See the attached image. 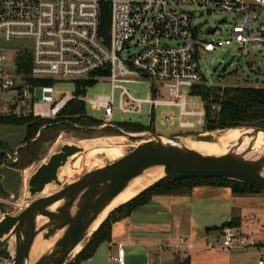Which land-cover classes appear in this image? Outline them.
Masks as SVG:
<instances>
[{
	"label": "built area",
	"instance_id": "2783aa9c",
	"mask_svg": "<svg viewBox=\"0 0 264 264\" xmlns=\"http://www.w3.org/2000/svg\"><path fill=\"white\" fill-rule=\"evenodd\" d=\"M105 5L110 9L106 33L102 29ZM213 14L221 16L215 26L199 23V18ZM209 29L215 31L207 33ZM0 39L29 42L22 50L16 48L11 59L0 52V90L16 94L19 115L21 108L31 107L37 89L32 90L18 73L19 58L27 53L33 80L73 82L81 92L103 79L111 84L110 95L89 100L56 97L50 118L78 100L103 111L96 118L102 121L100 129L121 130L119 126L126 122L113 119L114 93L120 90L122 113L141 115L146 103L152 125L156 110L167 108L162 120L178 124L180 132L175 135H202L208 130L209 115L213 119L221 108L212 96L207 97L219 84L204 73L202 59L223 47L264 48V0H0ZM140 80L150 84L146 99L135 98L124 86ZM150 123L146 127L151 129ZM8 158L16 163L18 151ZM215 245L225 250L255 249L264 245V234H244L227 226ZM110 262L126 264L122 244ZM259 264H264V258Z\"/></svg>",
	"mask_w": 264,
	"mask_h": 264
},
{
	"label": "water",
	"instance_id": "95a60500",
	"mask_svg": "<svg viewBox=\"0 0 264 264\" xmlns=\"http://www.w3.org/2000/svg\"><path fill=\"white\" fill-rule=\"evenodd\" d=\"M214 31L215 29H209L207 33ZM5 67L13 68L12 65ZM239 129L251 130L245 127ZM253 130L256 135L259 132L264 133V129L261 128ZM151 135L159 138L155 134ZM196 138L197 141L213 142V137L210 136ZM81 152L83 149L78 146L65 145L52 155L47 163L40 165L28 182L31 197L36 198L43 193L47 185L52 183L63 187L58 179L59 170L67 164L69 158ZM251 154L253 155V152L249 149L245 155ZM257 164L258 158L248 161L226 157H203L194 153L167 149L162 145L139 146L119 160L87 174L73 184L64 186L59 192L36 199L17 216L9 212L10 204L0 201V264H26L36 234H43L44 240H50L62 230L65 232L57 242L55 250L35 264H66L69 256L88 237L92 225L101 212L129 180L147 168L163 167L165 177L148 186L138 195L171 182L196 178L233 180L264 190V178L259 176ZM23 173L22 170L6 164L0 166L1 185L4 191L12 196V203H16L21 198ZM101 185H105L103 192L95 196ZM78 197H80L78 209L74 215H70L68 211ZM58 202L62 204L57 209V214H44L39 208L42 204ZM39 216L48 219L41 227L37 226Z\"/></svg>",
	"mask_w": 264,
	"mask_h": 264
},
{
	"label": "rangeland",
	"instance_id": "374dc122",
	"mask_svg": "<svg viewBox=\"0 0 264 264\" xmlns=\"http://www.w3.org/2000/svg\"><path fill=\"white\" fill-rule=\"evenodd\" d=\"M221 18L220 15L213 14L207 15L199 18V23L204 26H215L217 21ZM29 46V42L25 40H12L11 42H6L0 39V52L5 53L10 59L16 48L24 49ZM28 49V48H27ZM27 54V53H25ZM202 68L204 73L214 82L219 84L221 91L229 88H264V48L258 47L257 45H247L244 48L240 49L237 45L233 47H223L217 50L214 53H208L202 59ZM124 86L126 89L137 99H146L147 94L150 91V84L147 81L140 80L138 82H129L125 83ZM111 84L107 79L100 80L93 87L85 89V91L80 92L76 88L73 82H57L53 87V94H55L59 99L62 97H85L88 100L93 99L98 95H110ZM115 104H114V121L116 123L122 122H134L140 123L144 126L149 125L151 119L149 116L150 107L148 104H143L141 115H131L124 114L120 111L119 108V96L120 90H116L114 93ZM16 94L10 91L0 90V116H7L10 113L21 117L17 113V109H12L11 106L15 103ZM9 106L7 110L3 111V107ZM87 114L93 118H101L103 116V111H94L89 105L86 107ZM168 111L167 108H159L156 110V118L153 120L151 125V130L132 133L124 129L112 131L104 130L99 127H80L76 125L74 129L60 127L55 134L51 135L42 141L40 149L37 153L35 161L25 169L24 171V183L21 190V198L16 203L11 202L12 196L6 193L1 185V176H0V201L10 204L9 212L11 215H19L24 211L32 202L36 199L44 196L48 192V196H51L58 189L52 184L51 190L43 192L41 196L32 198L29 192L28 182L31 176L36 172L40 165L47 163L52 155L59 152L60 149L65 145L78 146L83 148V152L77 154V157L69 158L65 168L69 170V174L66 177H63L61 171L59 172V178L64 182V186L73 184L87 174L92 173L100 169V162H97L98 158L109 152L110 162L104 161L105 166L112 163L113 161L129 154L135 148H137L142 140L147 137L146 135L155 134L159 137H181L183 139H188L190 141L199 142V147H203L208 144L205 141H197V136L208 137L211 135H216L221 132L231 130H207L202 135L193 134V135H175L179 133L178 124L170 125L166 124L162 120V112ZM175 114H179L178 109L171 108ZM24 117H31L34 120H54L53 118H42L35 117L34 115H24ZM46 126L41 127L35 139L39 138L42 130ZM245 128L256 129L257 127L245 126ZM239 129V128H235ZM140 136L130 137L132 135ZM129 135V136H128ZM150 137V136H148ZM143 138V139H142ZM26 126H16L0 123V150L3 152L14 153L18 151V160L20 158L19 148L26 146ZM81 144V145H80ZM18 147V148H17ZM177 148H181L179 144H176ZM76 156V155H75ZM102 159V158H101ZM9 159L0 160V166L3 164L9 165L12 164ZM264 159L262 156L258 157L257 169L259 172L263 169ZM59 189L63 187H59ZM23 208V209H22ZM3 218V217H1ZM115 224V223H114ZM113 224V225H114ZM102 225V224H101ZM95 233V232H94ZM93 233V234H94ZM92 234V235H93ZM87 237L81 244V249L77 253H72L66 264H72L76 256L82 251L85 245L89 242L90 238ZM14 242V239L13 241Z\"/></svg>",
	"mask_w": 264,
	"mask_h": 264
},
{
	"label": "crops",
	"instance_id": "0c3cea01",
	"mask_svg": "<svg viewBox=\"0 0 264 264\" xmlns=\"http://www.w3.org/2000/svg\"><path fill=\"white\" fill-rule=\"evenodd\" d=\"M32 93L31 107L21 108V116L50 118L57 97L53 88H37ZM0 151L9 159V152ZM235 218L240 219V225L233 228L239 232L264 234V192L237 195L226 186H197L187 195H155L115 223L111 241L101 244L82 264H112L110 256L120 244L126 264H180L186 259L190 264H259L264 245L248 250L215 245L223 230L217 228Z\"/></svg>",
	"mask_w": 264,
	"mask_h": 264
},
{
	"label": "trees",
	"instance_id": "16d2710c",
	"mask_svg": "<svg viewBox=\"0 0 264 264\" xmlns=\"http://www.w3.org/2000/svg\"><path fill=\"white\" fill-rule=\"evenodd\" d=\"M110 27V9L105 5L102 14V29L106 33ZM31 71V58L29 54H23L19 58L18 73L24 75L26 83L30 85L32 90L35 88H53L56 84L53 80H33L29 77ZM81 91L78 90V94ZM213 97V102L220 104V111L210 117L209 130H225L235 129L245 126H253L264 129V88H229L221 91L220 88H215L210 91L207 97ZM16 108V104L11 106ZM0 123L26 126V146L19 149L20 158L12 164L17 169H25L30 166L36 159L42 141L55 132L60 127L74 129L76 125L80 127L97 128L102 125V121L93 118L87 114L86 106L78 100H71L65 108L60 112L59 116L54 120H34L31 117H17L13 114L0 116ZM46 126L42 130L39 138L35 136L39 133L41 127ZM128 132L139 133L151 130L150 128L137 123H122L119 126ZM104 130L115 129L106 128ZM45 139V140H46ZM6 158V154L0 151V160ZM102 158V159H101ZM104 161L110 162L109 152L102 154L97 162H100V168L105 167ZM197 186H226L232 189L237 195L259 194L264 190L255 186L219 178H196L184 179L162 185L153 190H148L137 197L133 198L126 204L117 207L110 213L108 218L102 223L99 229L92 235L89 242L85 245L82 251L76 256L72 264H82L91 259L101 244L111 241L113 224L129 217L136 209L146 205L155 195H187L193 188ZM240 225V219L235 218L224 226L217 228L222 230L224 227H237ZM180 264H190V260L186 259Z\"/></svg>",
	"mask_w": 264,
	"mask_h": 264
},
{
	"label": "bare ground",
	"instance_id": "6f19581e",
	"mask_svg": "<svg viewBox=\"0 0 264 264\" xmlns=\"http://www.w3.org/2000/svg\"><path fill=\"white\" fill-rule=\"evenodd\" d=\"M132 135L133 137L140 136ZM144 140H142L139 146L152 144L154 146L162 145L164 148L180 151L184 153H194L203 157H214L221 158L226 157L230 159H244L248 161H253L255 158L262 156L264 159V133L259 132L256 135V132L253 130L246 129H231L224 132H221L216 135H211L213 137V142H208L207 145L203 147H199V142L190 141L188 139H183L181 137H154L148 133ZM150 136V137H148ZM143 139V138H142ZM176 144H179L181 148H177ZM81 145V144H80ZM138 146V147H139ZM83 149V148H82ZM251 149L253 155H245L247 150ZM84 150V149H83ZM79 154V153H78ZM74 157H77L73 155ZM72 156V157H73ZM73 157V158H74ZM124 157V156H123ZM122 158V157H121ZM120 159V158H119ZM117 159V160H119ZM115 160V161H117ZM114 162V161H113ZM66 166V165H65ZM62 167L59 172L63 177L68 176L69 170ZM259 176L264 178V166L263 169L259 172ZM165 173L163 167H151L147 168L141 172L131 180L127 182V184L122 188L119 194L109 203V205L101 212L96 222L92 225L88 237L91 236L94 232H96L101 224L108 218L111 212H113L117 207L126 204L133 198H135L140 192L145 190L148 186H151L159 179L164 178ZM58 179L62 183L64 182L62 179ZM56 189H58L53 194L59 192V189L55 183H52ZM52 184L47 185L43 192H47L51 190ZM70 185V184H69ZM105 185H101L96 195H99L103 192ZM41 193L39 196H41ZM52 195V194H51ZM48 192L45 193L44 196L47 197ZM80 203V197L74 202L73 206L69 209V214L74 215L78 209V205ZM62 202H58L56 204H42L40 205V209L44 214H57V209L61 206ZM23 209V208H22ZM3 217V216H2ZM48 221L47 218L39 216L37 218V226L41 227ZM65 231L57 232L50 240H44L43 234H36L33 237V241L31 243L30 251H29V259L26 261V264H35L41 258L50 255L56 248L57 242L63 236ZM7 237H5L6 239ZM82 244H80L74 253L79 252ZM83 247V246H82Z\"/></svg>",
	"mask_w": 264,
	"mask_h": 264
}]
</instances>
